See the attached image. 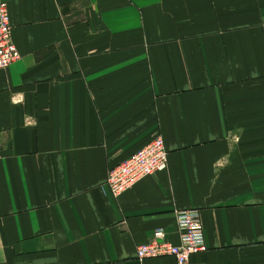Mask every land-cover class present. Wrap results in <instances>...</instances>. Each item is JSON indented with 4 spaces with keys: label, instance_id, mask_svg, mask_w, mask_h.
I'll return each mask as SVG.
<instances>
[{
    "label": "crops",
    "instance_id": "obj_1",
    "mask_svg": "<svg viewBox=\"0 0 264 264\" xmlns=\"http://www.w3.org/2000/svg\"><path fill=\"white\" fill-rule=\"evenodd\" d=\"M3 1L0 264H177L135 251L189 208L184 264H264V0ZM157 135L167 168L113 197Z\"/></svg>",
    "mask_w": 264,
    "mask_h": 264
},
{
    "label": "built area",
    "instance_id": "obj_2",
    "mask_svg": "<svg viewBox=\"0 0 264 264\" xmlns=\"http://www.w3.org/2000/svg\"><path fill=\"white\" fill-rule=\"evenodd\" d=\"M20 58V52L12 40L9 11L6 1L0 0V69ZM168 151L161 135L151 139L141 149L122 162L109 167L104 181L105 190L118 197L138 180L155 175L167 168ZM179 242L167 239L162 228L155 229L150 239L137 245L136 259L142 262L153 257H172L177 264L207 250L201 213L196 208L175 211Z\"/></svg>",
    "mask_w": 264,
    "mask_h": 264
}]
</instances>
